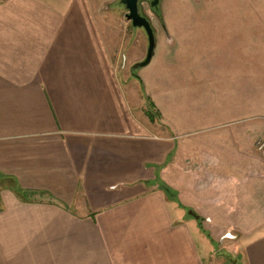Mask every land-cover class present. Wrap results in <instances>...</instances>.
<instances>
[{
	"label": "crops",
	"instance_id": "0c3cea01",
	"mask_svg": "<svg viewBox=\"0 0 264 264\" xmlns=\"http://www.w3.org/2000/svg\"><path fill=\"white\" fill-rule=\"evenodd\" d=\"M104 2L0 0V264H206L214 228L264 264V12L192 28L142 98Z\"/></svg>",
	"mask_w": 264,
	"mask_h": 264
},
{
	"label": "rangeland",
	"instance_id": "374dc122",
	"mask_svg": "<svg viewBox=\"0 0 264 264\" xmlns=\"http://www.w3.org/2000/svg\"><path fill=\"white\" fill-rule=\"evenodd\" d=\"M137 10L148 19L154 36L152 58L147 64L137 67L133 65L144 57L146 47L143 30L130 25L129 20L124 17L126 9L119 0L104 2L98 15L101 17L100 22L118 75L122 79L129 77L127 87H130V94L131 89H134L143 98L144 94L149 95L144 79L156 75L162 62L172 61L173 56L167 52L169 47L175 46L177 41L185 44L189 42L192 28H209L211 33L237 28L239 23L242 28L244 20L238 14L264 12V0H158L156 7L149 6V0H138ZM195 13L216 16L208 26H199V21H192L190 18V14ZM250 25L248 21L247 29L251 28ZM148 101L147 98L146 102ZM205 230L210 238L206 242V264H228L222 255L216 253L217 250H224L232 257L238 256L237 245L231 243L228 237L218 234L215 228L212 232L210 229Z\"/></svg>",
	"mask_w": 264,
	"mask_h": 264
},
{
	"label": "water",
	"instance_id": "95a60500",
	"mask_svg": "<svg viewBox=\"0 0 264 264\" xmlns=\"http://www.w3.org/2000/svg\"><path fill=\"white\" fill-rule=\"evenodd\" d=\"M121 4H123L126 12L124 13V17L129 20L130 25L132 27L141 28L146 36V47L144 57L134 63L133 67L143 66L148 63L150 57L153 54L154 49V36L152 27L148 21V19L142 16L137 10V0H119ZM158 0H149V6L156 7ZM187 213L193 215L194 219H197L198 216L193 214L190 210ZM217 254L222 255L228 262V264H238V259L236 257H232L230 253L224 250H217Z\"/></svg>",
	"mask_w": 264,
	"mask_h": 264
},
{
	"label": "built area",
	"instance_id": "2783aa9c",
	"mask_svg": "<svg viewBox=\"0 0 264 264\" xmlns=\"http://www.w3.org/2000/svg\"><path fill=\"white\" fill-rule=\"evenodd\" d=\"M254 146L258 151L264 152V131L262 135L254 141Z\"/></svg>",
	"mask_w": 264,
	"mask_h": 264
},
{
	"label": "trees",
	"instance_id": "16d2710c",
	"mask_svg": "<svg viewBox=\"0 0 264 264\" xmlns=\"http://www.w3.org/2000/svg\"><path fill=\"white\" fill-rule=\"evenodd\" d=\"M138 2V0H137ZM160 186L163 188V189H168L169 191H171L169 188H167L164 184L160 183ZM201 230H203L202 228H200ZM206 236L208 237V234H206ZM208 239L210 240V238L208 237Z\"/></svg>",
	"mask_w": 264,
	"mask_h": 264
},
{
	"label": "flooded vegetation",
	"instance_id": "af4514ba",
	"mask_svg": "<svg viewBox=\"0 0 264 264\" xmlns=\"http://www.w3.org/2000/svg\"><path fill=\"white\" fill-rule=\"evenodd\" d=\"M228 263V262H227Z\"/></svg>",
	"mask_w": 264,
	"mask_h": 264
}]
</instances>
